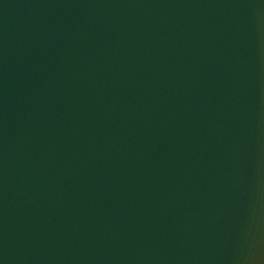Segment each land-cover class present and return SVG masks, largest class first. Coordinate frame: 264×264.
Returning <instances> with one entry per match:
<instances>
[{
  "label": "water",
  "instance_id": "water-1",
  "mask_svg": "<svg viewBox=\"0 0 264 264\" xmlns=\"http://www.w3.org/2000/svg\"><path fill=\"white\" fill-rule=\"evenodd\" d=\"M0 264H264V0H0Z\"/></svg>",
  "mask_w": 264,
  "mask_h": 264
}]
</instances>
